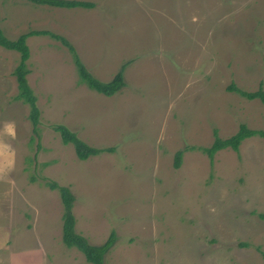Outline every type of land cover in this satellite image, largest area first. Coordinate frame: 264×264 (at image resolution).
<instances>
[{"label": "rangeland", "instance_id": "374dc122", "mask_svg": "<svg viewBox=\"0 0 264 264\" xmlns=\"http://www.w3.org/2000/svg\"><path fill=\"white\" fill-rule=\"evenodd\" d=\"M87 1L94 7L0 0L6 37L61 35L103 82L125 66L124 87L105 96L81 82L61 39L28 37L33 126L14 99L19 54L0 48V143L14 150L0 177V264H91L61 241L53 180L74 195L75 230L89 244L114 231L104 264H264L263 136L211 159L198 150L213 129L222 139L242 123L264 129V103L226 89L264 90V0ZM9 121L14 140L3 134ZM58 124L114 149L79 160Z\"/></svg>", "mask_w": 264, "mask_h": 264}, {"label": "trees", "instance_id": "16d2710c", "mask_svg": "<svg viewBox=\"0 0 264 264\" xmlns=\"http://www.w3.org/2000/svg\"><path fill=\"white\" fill-rule=\"evenodd\" d=\"M37 5H48L52 7L59 8H93L94 4L91 1L87 0H25ZM32 35H51L54 38H59L64 42V45L69 48L74 57V64L77 68V72L79 74L80 80L83 84H85L89 89H92L98 93H101L105 96H111L116 92L120 91L124 85L123 78V70L124 67L120 71H118L109 81L103 82L99 79L92 76L82 64L79 56L77 55L75 49L69 42L61 35L52 33L48 30H31L26 33L19 34L17 37L11 39L6 37L1 29H0V48L6 51H12L19 54V62L16 64L12 71L11 75L16 80L17 84V94L14 96L15 100H19L24 104H27L29 107V115L33 126H36L39 118V108L37 106V98L33 93L28 80L27 75L30 70L27 67V61L30 57L29 48L27 46V38ZM230 91H235L240 93L242 96L247 99H259L262 103H264V90L260 86L258 90L253 92H247L242 89H238L235 86H230L226 88ZM55 130L59 132L60 139L62 144H72L76 157L79 160H86L91 156H96L105 151H113L114 148H97L87 144L85 141L83 142L78 138L76 132L71 131L63 124H58L55 126ZM213 139L209 146L198 148L206 156L211 159L215 152L219 150H223L226 148H230L235 151L240 150V145L242 142L249 138L252 135H260L264 138V129L251 128L247 124L242 123L238 129V131L228 138L222 139L216 134V130L213 129ZM191 149H194L193 147ZM183 154V150H178L175 152V160L174 167L178 168L181 164V157ZM51 189H57L61 202L63 205V213H62V235L61 241L68 248H75L80 251L86 261L91 264H104V259L106 254L110 251V249L115 245L116 238L114 231H111L108 239L101 245H93L89 244L87 239L82 235L76 233L75 230V216L72 212L73 203L75 200L74 195L70 191L68 186L59 185L56 181H48L46 183ZM260 217L264 219V214H260ZM264 258V253H262Z\"/></svg>", "mask_w": 264, "mask_h": 264}, {"label": "clouds", "instance_id": "9594fccd", "mask_svg": "<svg viewBox=\"0 0 264 264\" xmlns=\"http://www.w3.org/2000/svg\"><path fill=\"white\" fill-rule=\"evenodd\" d=\"M3 134L12 138H16L15 122H6L3 126ZM14 165V150L10 144L0 143V177L7 175Z\"/></svg>", "mask_w": 264, "mask_h": 264}]
</instances>
